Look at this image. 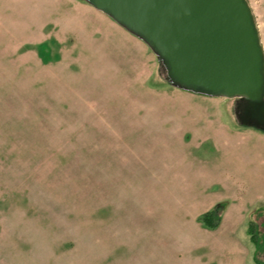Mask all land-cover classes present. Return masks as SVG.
I'll return each instance as SVG.
<instances>
[{
  "label": "rangeland",
  "instance_id": "1",
  "mask_svg": "<svg viewBox=\"0 0 264 264\" xmlns=\"http://www.w3.org/2000/svg\"><path fill=\"white\" fill-rule=\"evenodd\" d=\"M236 106L86 0H0V264H95L112 221L143 223L138 264L263 260L264 131Z\"/></svg>",
  "mask_w": 264,
  "mask_h": 264
},
{
  "label": "water",
  "instance_id": "2",
  "mask_svg": "<svg viewBox=\"0 0 264 264\" xmlns=\"http://www.w3.org/2000/svg\"><path fill=\"white\" fill-rule=\"evenodd\" d=\"M144 40L172 86L237 99L264 131V48L248 0H86Z\"/></svg>",
  "mask_w": 264,
  "mask_h": 264
},
{
  "label": "crops",
  "instance_id": "3",
  "mask_svg": "<svg viewBox=\"0 0 264 264\" xmlns=\"http://www.w3.org/2000/svg\"><path fill=\"white\" fill-rule=\"evenodd\" d=\"M96 224L99 229L106 231L110 230V232L106 233L110 243L97 246L96 251L101 255L97 256L94 261L96 262L95 264H138V262H135L138 261L135 256L140 255H136V246L130 243L135 239V233L130 230L138 228L134 225L143 223H122L119 221H112L107 223V226H101L105 224L104 222ZM75 246L76 245H73V247L68 248L66 251L71 252L74 250ZM132 255L133 257L129 259ZM66 264L74 263L67 262Z\"/></svg>",
  "mask_w": 264,
  "mask_h": 264
},
{
  "label": "trees",
  "instance_id": "4",
  "mask_svg": "<svg viewBox=\"0 0 264 264\" xmlns=\"http://www.w3.org/2000/svg\"><path fill=\"white\" fill-rule=\"evenodd\" d=\"M222 215L219 213V210L217 207L208 210L200 217V222L207 228L215 229L218 228L220 225ZM255 228L250 227L249 232L251 234V237L253 240H256L255 235H257L256 232H254ZM253 264H264V259L258 260Z\"/></svg>",
  "mask_w": 264,
  "mask_h": 264
},
{
  "label": "flooded vegetation",
  "instance_id": "5",
  "mask_svg": "<svg viewBox=\"0 0 264 264\" xmlns=\"http://www.w3.org/2000/svg\"><path fill=\"white\" fill-rule=\"evenodd\" d=\"M236 101H237V99H236Z\"/></svg>",
  "mask_w": 264,
  "mask_h": 264
}]
</instances>
